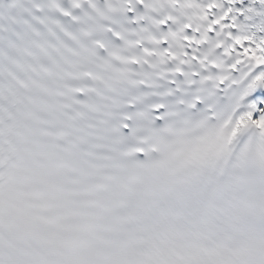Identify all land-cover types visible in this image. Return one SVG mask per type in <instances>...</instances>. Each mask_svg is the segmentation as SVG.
<instances>
[{"label":"snow or ice","instance_id":"6c2138e0","mask_svg":"<svg viewBox=\"0 0 264 264\" xmlns=\"http://www.w3.org/2000/svg\"><path fill=\"white\" fill-rule=\"evenodd\" d=\"M0 264H264V0H0Z\"/></svg>","mask_w":264,"mask_h":264}]
</instances>
